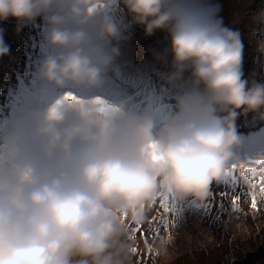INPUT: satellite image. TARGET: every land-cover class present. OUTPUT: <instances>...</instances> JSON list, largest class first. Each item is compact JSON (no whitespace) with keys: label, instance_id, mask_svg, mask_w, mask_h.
Masks as SVG:
<instances>
[{"label":"clouds","instance_id":"9594fccd","mask_svg":"<svg viewBox=\"0 0 264 264\" xmlns=\"http://www.w3.org/2000/svg\"><path fill=\"white\" fill-rule=\"evenodd\" d=\"M101 0H0V21L16 31L37 16L58 49L38 77L58 88L92 87L118 55L100 41L119 38ZM146 36L167 32L174 71L190 78L157 135L148 116L100 98L64 94L25 105L0 126V264H124L120 217L159 185L178 197H203L238 144L237 109L264 119V83L242 79L239 30L223 25L212 0H123ZM249 33L264 57V7ZM0 29V55L8 53ZM71 96L73 99H69Z\"/></svg>","mask_w":264,"mask_h":264},{"label":"rangeland","instance_id":"374dc122","mask_svg":"<svg viewBox=\"0 0 264 264\" xmlns=\"http://www.w3.org/2000/svg\"><path fill=\"white\" fill-rule=\"evenodd\" d=\"M229 1L230 8H228V3H226L227 0H212V3L219 5L218 15L222 18L223 25L232 30H239L240 32V38L243 45L241 65L243 76L241 78L249 82L254 80L258 83H264V57H261L254 42L249 36L250 30L254 27L251 23V16L258 9L264 7V2H262L263 0H259V2L256 3L257 6L252 9V13H246L245 9L250 3V0ZM123 5V0H121L120 4L115 9L116 13L118 7ZM125 10L127 11V14H129L125 6L121 7L119 11L124 13ZM240 13H242V16L238 18ZM229 15H233V18H236L239 21L233 23L229 19ZM130 22L131 20L121 21V23L130 25L125 29L126 32H122L123 38H129L133 32L144 31L143 26ZM16 23V20L11 17L6 21H0V29L3 30V40L9 49L6 55H0V72H2L7 66L14 64L19 58L18 52L21 48L19 43L24 30L22 27L19 31H16ZM156 31L157 37L154 41L155 50L151 49L148 53L158 57V66L160 67L165 66L172 58L169 52L166 53L169 47V36L167 32L163 34L160 32L161 30ZM141 42L144 43L145 40H137L138 44H141ZM121 44L122 39L116 38L115 41L109 44V48H119ZM141 51H143V49L139 52ZM133 54L136 56L138 53L134 50ZM166 57H170V59ZM147 69V65H144V70L146 71ZM187 77L188 76H184V79ZM188 80L189 79H186L183 82L184 86L185 82ZM125 86L126 90L124 91V95H126L128 91L129 95L132 94V90H129L128 82L125 83ZM237 111L242 113V110L240 109H237ZM256 199L258 201L257 209L253 210L250 207V203H247L245 207L248 212L243 211V214H240L239 216H236L235 214H231V217L227 216L228 219L232 218V223L229 225L227 223L223 224V219H219L218 214H216L212 208H209L205 213H203V211L197 212L196 216L197 214L201 215L186 224L188 229H181V232L175 234L173 238L165 244L168 253L175 255L167 264H232L234 258L243 257L247 251L255 250L259 245L264 246V191H260ZM241 208H243V206H241ZM233 225L236 227L235 229H233ZM197 229L199 230L198 234L196 233ZM209 232H212L214 235L215 246H213L211 242L209 243V241L212 240ZM185 235H189L185 239L188 240L192 237L197 244L185 243L183 239ZM200 236L202 238L199 240ZM177 241L179 242L176 243ZM198 241L199 248L202 250H199L197 247ZM163 250L164 248L161 250H154L152 248L148 251L152 264H157L158 260L164 262L165 258L159 256ZM141 251L142 250L128 251V248H125L124 264H146L143 263L144 259L140 253ZM255 260V264H264V255Z\"/></svg>","mask_w":264,"mask_h":264},{"label":"trees","instance_id":"16d2710c","mask_svg":"<svg viewBox=\"0 0 264 264\" xmlns=\"http://www.w3.org/2000/svg\"><path fill=\"white\" fill-rule=\"evenodd\" d=\"M104 1H106V0H101L102 4H104ZM258 2H259V0H250V3L246 6V9H245L246 13H249V12L252 13V9L257 6L256 3H258ZM262 2H264V0ZM226 3H228V8H230V6H229L230 5V1L227 0ZM105 7H107V4H105ZM229 16H230L229 19L233 23H235V22L237 23L239 21L236 18L234 19L233 18L234 17L233 15H229ZM241 16H242V13L239 14V17L238 18H240ZM129 18H131L130 15L125 16L123 19H121L119 17V15H117V16H115V19H114L115 22H114V24L116 25V27L118 29H120V28H122L125 25V24L121 23V21H125V20H127ZM160 32L163 33V34L165 33V31H160ZM137 34H139L138 31H137ZM119 38L122 39V44L117 49H118V51L121 54L129 55L132 51L136 50V52L139 54V55L137 54L136 60H135V62L137 64H143V65H148V66H152V67L157 68L158 63H157L156 59L150 57L151 55L148 53L150 47H152L155 50V48H154V46H155L154 45V41L156 39L155 36H153V37H145V38L140 37V40H145V42L144 43L141 42V44H138L134 38H130V37L129 38H123L122 37V34H121V36ZM158 39H159V37H158ZM115 40H116V38H113L109 42V44L111 42L115 41ZM149 44H152V45L148 46ZM141 49H143V51L139 52ZM166 53H168V51H166ZM150 70H151L152 73H156V75H159V72L157 70H152V69H150ZM184 73L187 74L188 77L190 76V71H185ZM186 79L183 78L181 81L184 82ZM176 82H177V80H176ZM176 82H173V84H175V86H176ZM237 113H238V115H237V117H236V119L234 121V125H235L234 127L235 128L238 127L237 124L239 122L245 121L247 118L252 119V121L254 122V124H256L257 119H259V117L256 114L252 113V112H248V113H243L242 112V113H239L237 111ZM245 125H248V122H245ZM141 250L142 251L140 253H141V255H142L143 259H144V262L143 263L152 264V261H151V259L149 257V253L145 250L144 247Z\"/></svg>","mask_w":264,"mask_h":264},{"label":"bare ground","instance_id":"6f19581e","mask_svg":"<svg viewBox=\"0 0 264 264\" xmlns=\"http://www.w3.org/2000/svg\"><path fill=\"white\" fill-rule=\"evenodd\" d=\"M42 41L45 42L44 38L42 39ZM46 43V42H45ZM46 45H48L46 43ZM26 49H22V51H25ZM29 50V49H28ZM18 54L20 55V57H23V58H27L22 52L21 50L18 52ZM14 61V60H13ZM23 63V62H22ZM7 68V67H6ZM122 73L119 72V75H121ZM136 74V77L137 78H140V75L138 73H135ZM126 75L128 77H130L132 79V76H131V72H126ZM165 76V75H163ZM161 77V76H157V77H154L153 78V85H156V86H159L160 87V94L159 95H164V96H172V97H175L178 93H180L181 91L178 90V88L181 89L180 85L177 84L176 87L175 84L173 83H169L166 79L167 77ZM169 77V76H168ZM142 88V87H141ZM157 89V90H158ZM156 90V91H157ZM19 93L20 94H25L23 91H20L19 90ZM156 93V92H155ZM143 94V95H142ZM142 94L141 92L139 91H136L135 93H132L130 94L129 98L130 100L126 99V98H122L120 95H114L113 97L118 99L121 104L124 106V108L126 109L127 113H132V114H135V110H136V107L137 106H140L141 103H143V101L146 100V98L144 97V91H143V88H142ZM167 98V97H165ZM44 99V98H43ZM43 99L38 103L40 104ZM171 103V107H172V110L175 112L176 111V106L174 104L173 101H169ZM33 107H35L34 105H31ZM17 109H14V112L16 111ZM130 111V112H129ZM164 113V111H163ZM162 114V113H161ZM160 117V116H159ZM157 123H158V120H157ZM157 123L155 124L154 128H156L157 126ZM262 148H264V146H261ZM201 214H197V217H199ZM210 242H213V240L209 241ZM174 254H170L169 256H167L164 260V264H167L168 262H170L173 258H174Z\"/></svg>","mask_w":264,"mask_h":264},{"label":"snow or ice","instance_id":"6c2138e0","mask_svg":"<svg viewBox=\"0 0 264 264\" xmlns=\"http://www.w3.org/2000/svg\"><path fill=\"white\" fill-rule=\"evenodd\" d=\"M68 98L69 99H73V97H71V96H69ZM255 165H257V166L256 167H249V166H245V165H240L239 168H240V171H242V172L247 174V176L249 177L250 181L254 185V189L257 188V185L254 182V177H253L252 173H258L259 174V179H260L259 190L260 191H264V159L258 161ZM250 207L253 210L257 209V207H258V201H257L255 196L250 202ZM135 231L137 233H139L141 236H145L146 235L142 231V229H136Z\"/></svg>","mask_w":264,"mask_h":264},{"label":"water","instance_id":"95a60500","mask_svg":"<svg viewBox=\"0 0 264 264\" xmlns=\"http://www.w3.org/2000/svg\"><path fill=\"white\" fill-rule=\"evenodd\" d=\"M260 254L261 253H254L246 255V258L244 260L235 261V264H252Z\"/></svg>","mask_w":264,"mask_h":264}]
</instances>
